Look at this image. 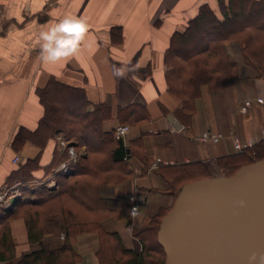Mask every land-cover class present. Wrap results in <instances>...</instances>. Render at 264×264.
Here are the masks:
<instances>
[{
    "label": "crops",
    "instance_id": "crops-1",
    "mask_svg": "<svg viewBox=\"0 0 264 264\" xmlns=\"http://www.w3.org/2000/svg\"><path fill=\"white\" fill-rule=\"evenodd\" d=\"M202 5L219 10L218 0H0V191L16 181L9 178L18 165L39 151L31 141L16 150L12 141L21 127L37 126L44 107L36 89L44 87L53 77L83 87L91 103L89 109L101 101L109 103L113 115L103 124L106 130H114L118 123L126 121L125 117H131L133 113L128 107L132 104L149 111L148 119L140 126H131L123 140L126 145L131 143L134 150L130 169L134 173L132 183L140 186L145 197L142 212L129 222L105 221L109 230L120 232L127 247L133 246V235L128 237L130 226H141L161 207L171 205L177 191L167 179L169 167L142 170L141 164L145 162L139 160L135 151L141 156L148 154L152 160L162 156L183 164L236 152L234 135L243 142L264 139V75L258 77L244 63L239 67L240 78L227 88L235 86L243 78V71H248L246 78L251 81L243 85L246 95L213 118L205 119L198 111L197 102L196 112L189 119L179 110L180 100L169 92L165 55L175 34L186 32L188 22ZM69 15L83 17L88 22L79 52L67 61L43 63L37 43L39 32ZM114 67L127 68V76H114ZM143 73L148 76L141 80ZM203 86L210 89L207 84ZM227 88L210 90L221 92ZM246 100L252 102L243 112L241 108ZM169 114L183 127L177 128ZM206 129L223 131L226 136L216 143L201 142L198 136ZM58 132L42 154L43 164L50 161L53 149L65 152L56 139ZM78 148L82 156L86 154L84 145ZM15 156L20 158L18 163L13 162ZM48 173L39 170L34 179ZM116 192L131 194L132 186L119 185ZM30 198L35 199L36 194L31 193ZM9 227L16 255L33 249L22 217L10 218ZM2 229L0 224V235ZM75 246L80 254L77 264H100L97 232L79 234Z\"/></svg>",
    "mask_w": 264,
    "mask_h": 264
},
{
    "label": "trees",
    "instance_id": "trees-1",
    "mask_svg": "<svg viewBox=\"0 0 264 264\" xmlns=\"http://www.w3.org/2000/svg\"><path fill=\"white\" fill-rule=\"evenodd\" d=\"M218 3L222 17L211 6H200L196 16L188 22L186 32L175 34L165 55L169 92L180 100L179 110L189 119L196 112L203 84L213 90L227 88L240 78L239 67L243 63L255 75H264V0H218ZM146 76L148 73H143L141 80ZM36 93L44 113L35 128L21 127L12 144L16 150H21L31 141L39 151L33 158L23 160L9 180L20 181L25 186L38 177L37 171L48 173L67 157L66 152L54 147L50 161L41 162L42 154L57 131L74 139L77 147L84 145L86 154L74 164L73 173L57 175L55 191L40 189L32 199L31 192L24 188L25 197L16 207L1 213L0 262L77 264L80 259L75 246L77 236L94 231L99 235L100 264H164L166 254L158 242L157 232L162 217L174 201L133 228L132 247L125 245L119 231L109 230L105 225L110 219L129 222L133 204L130 195L142 194L140 186L132 183V144H124L113 130L104 128L105 120L113 115L111 105L101 101L89 109L91 103L83 87L54 77L44 87L37 88ZM128 109L133 115L123 121L133 127L140 126L149 117L144 106L132 104ZM135 155L145 162L141 164L142 170H147L151 157L141 156L136 151ZM262 157L264 139L229 155L163 167H169L166 177L176 186V198L181 186L188 181L231 175L240 166ZM119 185L132 186L131 194H117ZM14 216L24 219L27 240L33 246L32 250H24L19 255H16L9 227V219ZM61 232H64L63 238Z\"/></svg>",
    "mask_w": 264,
    "mask_h": 264
},
{
    "label": "water",
    "instance_id": "water-1",
    "mask_svg": "<svg viewBox=\"0 0 264 264\" xmlns=\"http://www.w3.org/2000/svg\"><path fill=\"white\" fill-rule=\"evenodd\" d=\"M20 200L11 198L10 210ZM157 239L164 264H264V157L231 175L184 183L160 221Z\"/></svg>",
    "mask_w": 264,
    "mask_h": 264
},
{
    "label": "built area",
    "instance_id": "built-area-1",
    "mask_svg": "<svg viewBox=\"0 0 264 264\" xmlns=\"http://www.w3.org/2000/svg\"><path fill=\"white\" fill-rule=\"evenodd\" d=\"M259 101H263L262 97H259ZM251 100H246L241 110L245 112L247 108L251 105ZM131 130V126L128 123H120L116 125L114 129L115 137L118 139H125L128 133ZM233 134V133H231ZM226 134L221 131H212L210 129L204 130L199 136L198 139L201 142L209 143V142H219L223 138H225ZM56 139L63 150L67 151L68 157L67 159L60 162L51 173L47 176L42 177L40 179H36L31 181L28 184V187L31 190H36L38 187H44L48 191H53L57 188L58 182L56 175L63 174L67 175L74 171V164L78 161V159L83 154L82 150H78L72 140L65 137L63 132L57 133ZM254 144L253 140H248L246 142L241 141L237 136H234V147L236 150H243L245 148L251 147ZM19 156H15L13 158V162H18ZM176 161L170 158H165L162 156H157L151 163L149 167V171L159 168L161 166L174 165ZM21 182L17 181L13 184H9L5 187V189L0 191V213L1 211L7 210L13 206L11 202V198L13 197H22L21 191ZM133 200L132 208H138V214L134 217H137L141 213V203L144 201L143 195H133L131 197ZM130 209V210H131ZM133 217V216H132ZM133 217V218H134ZM132 229V225L130 226ZM64 234H62V237ZM0 264H6L4 262H0Z\"/></svg>",
    "mask_w": 264,
    "mask_h": 264
},
{
    "label": "clouds",
    "instance_id": "clouds-1",
    "mask_svg": "<svg viewBox=\"0 0 264 264\" xmlns=\"http://www.w3.org/2000/svg\"><path fill=\"white\" fill-rule=\"evenodd\" d=\"M88 32V22L83 17L65 16L58 22L45 26L37 36L40 49L39 58L45 64H57L75 56ZM127 68L114 67L113 74L117 78L127 76ZM138 208H132L129 215L136 216Z\"/></svg>",
    "mask_w": 264,
    "mask_h": 264
},
{
    "label": "rangeland",
    "instance_id": "rangeland-1",
    "mask_svg": "<svg viewBox=\"0 0 264 264\" xmlns=\"http://www.w3.org/2000/svg\"><path fill=\"white\" fill-rule=\"evenodd\" d=\"M216 11L219 14V16L222 17L221 15L222 11H220V8L219 10H216ZM243 73H244L243 78L235 86H231L227 88L225 91H221V92L211 91L206 86L202 87L203 95L197 102H198V111L201 112V114L204 116L205 119L213 118L215 114L220 111L229 110L234 102L238 101V99L240 98L243 99V97L246 95L245 91L243 90V85L248 84L251 81L249 80V78H246L248 71L244 70ZM258 77H261V76H258ZM76 148L79 150L77 146ZM235 151H238V150H235ZM176 162L179 163V161H176ZM132 231H133V226H132V229L129 228L128 233L129 234L131 233V236L129 235L128 237H132ZM62 234H64V232H61L60 234L61 237H62Z\"/></svg>",
    "mask_w": 264,
    "mask_h": 264
}]
</instances>
